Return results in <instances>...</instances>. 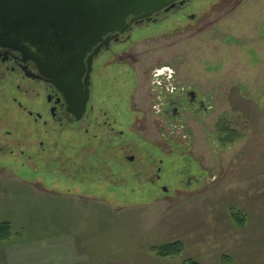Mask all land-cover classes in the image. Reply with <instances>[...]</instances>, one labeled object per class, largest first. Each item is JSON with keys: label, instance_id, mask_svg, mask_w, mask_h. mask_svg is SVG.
<instances>
[{"label": "rangeland", "instance_id": "rangeland-1", "mask_svg": "<svg viewBox=\"0 0 264 264\" xmlns=\"http://www.w3.org/2000/svg\"><path fill=\"white\" fill-rule=\"evenodd\" d=\"M211 4L198 6L203 18L186 33L174 21L136 31L133 68L109 76L137 87L141 182L150 154L164 161L159 187L111 192L70 181L50 162L41 173L34 159H0V225L11 227L0 264H264V0ZM161 65L211 107L166 130L165 155L151 143L164 131L151 106L150 71ZM174 242L182 255L161 257Z\"/></svg>", "mask_w": 264, "mask_h": 264}, {"label": "flooded vegetation", "instance_id": "flooded-vegetation-1", "mask_svg": "<svg viewBox=\"0 0 264 264\" xmlns=\"http://www.w3.org/2000/svg\"><path fill=\"white\" fill-rule=\"evenodd\" d=\"M205 1L178 0L149 18L130 23L124 34L107 35L77 65L81 75L75 79L61 78L64 66L56 62L45 68L12 47H0V159L11 166L15 164L8 163L10 159L15 163L34 159L37 166L33 170L41 173L47 170L41 165L50 162L55 170L66 172L68 180H80L89 188L111 192L136 190L137 185L150 190L158 188L155 185L161 184L164 161L157 162L155 156L147 155L141 167L144 174H149L145 182H141L143 174L138 168L139 147L132 139L140 120L137 87L122 88L118 78L113 83L109 76L122 64L133 68L136 31L174 21L175 29L186 33L203 18L198 6ZM209 1L211 8L218 9L238 3ZM181 21L188 22L180 25ZM48 71L51 77L44 74ZM175 73L170 65L150 71L152 85L157 87L151 106L164 129L162 143H151L164 155L171 153V138L164 134L166 130L184 126L187 113H208L211 108L208 97L202 98L196 90L176 83ZM10 104L17 107L12 118ZM64 159L70 163L68 167L63 165ZM162 189L167 190L165 186Z\"/></svg>", "mask_w": 264, "mask_h": 264}, {"label": "water", "instance_id": "water-1", "mask_svg": "<svg viewBox=\"0 0 264 264\" xmlns=\"http://www.w3.org/2000/svg\"><path fill=\"white\" fill-rule=\"evenodd\" d=\"M177 1L0 0V47H12L45 68L56 62L64 66L61 78L75 79L81 75L77 65L107 35L124 34L130 23ZM44 74L51 77L50 71Z\"/></svg>", "mask_w": 264, "mask_h": 264}, {"label": "trees", "instance_id": "trees-1", "mask_svg": "<svg viewBox=\"0 0 264 264\" xmlns=\"http://www.w3.org/2000/svg\"><path fill=\"white\" fill-rule=\"evenodd\" d=\"M226 143H232L231 141H226ZM242 224V222H240ZM11 236V227L9 224L4 223L0 225V240H7ZM158 253L163 258L174 257L182 255L183 245L181 242H174L172 244L164 245L158 248ZM184 264H199L194 260H188ZM229 264V263H228Z\"/></svg>", "mask_w": 264, "mask_h": 264}, {"label": "crops", "instance_id": "crops-1", "mask_svg": "<svg viewBox=\"0 0 264 264\" xmlns=\"http://www.w3.org/2000/svg\"><path fill=\"white\" fill-rule=\"evenodd\" d=\"M6 241H11V240H9V239L4 240V241H3V240H0V248H1V245H2V244H6V243H8V242H6Z\"/></svg>", "mask_w": 264, "mask_h": 264}]
</instances>
